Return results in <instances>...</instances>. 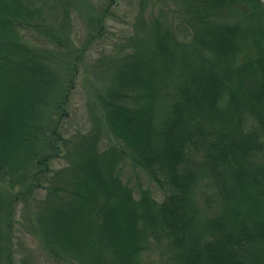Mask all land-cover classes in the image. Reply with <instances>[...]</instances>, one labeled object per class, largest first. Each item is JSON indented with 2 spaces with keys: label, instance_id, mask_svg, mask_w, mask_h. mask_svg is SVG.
<instances>
[{
  "label": "trees",
  "instance_id": "trees-1",
  "mask_svg": "<svg viewBox=\"0 0 264 264\" xmlns=\"http://www.w3.org/2000/svg\"><path fill=\"white\" fill-rule=\"evenodd\" d=\"M174 1L173 16L137 17L147 28L113 59L100 98L157 201L148 189L135 197L115 152L58 131L72 79L53 97L48 57L26 34L65 47L42 12L62 1L0 0V264H11L18 206L37 192L46 196L34 207L37 230L70 264H142L162 242L168 264H264V3ZM113 3L89 18L88 40L102 38ZM68 155L69 168L53 167Z\"/></svg>",
  "mask_w": 264,
  "mask_h": 264
},
{
  "label": "rangeland",
  "instance_id": "rangeland-1",
  "mask_svg": "<svg viewBox=\"0 0 264 264\" xmlns=\"http://www.w3.org/2000/svg\"><path fill=\"white\" fill-rule=\"evenodd\" d=\"M61 1L63 9L58 8L59 10L55 11L44 9L42 12H46L44 14H46L48 23L47 28L53 32L55 37H61L65 47L59 48L50 43L51 40H46L47 38L44 36L46 34L40 35L36 31H29L26 34L27 38L36 44V48L42 49L48 57V59L44 58L45 60L41 64L51 72L55 81L53 97H58L59 89L62 90L65 82L72 79L73 88L69 92V99L64 107L67 114L61 117L58 131L62 137L77 138L76 144L88 137L87 146L95 144L97 153L115 152L117 156H120L116 167L117 170L121 169L120 179L133 189L135 197L139 196V191L148 189L157 201H161L160 192L151 183L149 177L131 165L132 152L111 133L105 108L101 105L100 98L103 97L104 90L111 85L112 70H115V67L112 66L113 59L125 52V45L130 41V37L137 34L142 28L137 22V17L141 15L147 20V18L157 16L159 12H167L173 16L176 3L174 0H115L104 22L102 38L97 40L91 36L88 40L86 33L89 29V18L97 16L108 0ZM261 1L264 3V0ZM55 2H60V0H53L54 4ZM60 11L66 12L67 19L64 13L58 16ZM51 18L53 19L51 20ZM146 28L145 25V28L142 29ZM76 56L77 61L73 65L72 60ZM75 65V76L68 77L67 75L72 74L70 68ZM204 99L207 98L204 97ZM7 101L9 102V99ZM47 117L52 120L59 119L48 110L45 114L46 119ZM46 122L42 123L46 124ZM252 125L253 120L246 118L244 127L249 129ZM94 134L98 136L92 138ZM132 134H136V132ZM90 138L91 140H89ZM93 141L94 143H92ZM42 146L43 142L41 141L36 144V149H39L40 153L43 152L41 151ZM71 146L65 147V151H70ZM73 149L72 147L71 150ZM92 153L90 154L92 155ZM86 155L88 158L89 152ZM64 160L53 162V167L61 168L65 163H68L64 168L67 169L69 165L71 166L74 158H70L68 155ZM45 197L42 193L37 192L18 206L15 216L17 221L11 237V264H70L65 258H58L50 254L45 240L37 230L38 210L34 207L39 206L38 204ZM170 255V251L165 248V242L153 243L151 249L143 254L142 264H168Z\"/></svg>",
  "mask_w": 264,
  "mask_h": 264
}]
</instances>
